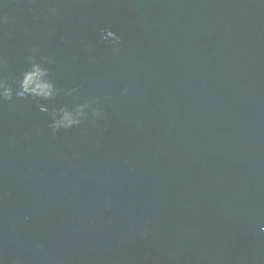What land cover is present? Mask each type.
Here are the masks:
<instances>
[{"label": "water", "instance_id": "1", "mask_svg": "<svg viewBox=\"0 0 264 264\" xmlns=\"http://www.w3.org/2000/svg\"><path fill=\"white\" fill-rule=\"evenodd\" d=\"M30 55L105 120L0 102V264H264V0H0V76Z\"/></svg>", "mask_w": 264, "mask_h": 264}, {"label": "clouds", "instance_id": "2", "mask_svg": "<svg viewBox=\"0 0 264 264\" xmlns=\"http://www.w3.org/2000/svg\"><path fill=\"white\" fill-rule=\"evenodd\" d=\"M100 39L110 45L113 51H117L121 44L120 35L111 28L102 29ZM85 46L88 49L93 47L86 42ZM30 51L36 53L39 49L33 47ZM50 62L49 57L38 58L36 55H30L27 67L19 75H9L7 78L0 76V102L12 101L14 97L35 100L41 112L49 113V128L53 135L61 129L79 128L85 121L99 127V121L105 120V112L94 97L84 98L74 105L60 104L52 108L45 103H40V101H55L61 95L71 96L78 91L76 88L62 90L57 86L48 66ZM5 64L6 59L0 56V67ZM95 142L99 143V138ZM124 163H127V160ZM261 230H264V225L261 226ZM148 231L145 227L142 235H147Z\"/></svg>", "mask_w": 264, "mask_h": 264}]
</instances>
